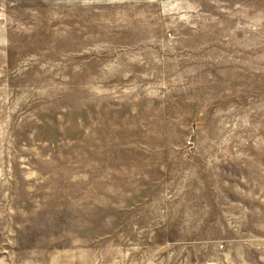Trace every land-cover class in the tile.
Segmentation results:
<instances>
[{
	"label": "rangeland",
	"instance_id": "374dc122",
	"mask_svg": "<svg viewBox=\"0 0 264 264\" xmlns=\"http://www.w3.org/2000/svg\"><path fill=\"white\" fill-rule=\"evenodd\" d=\"M0 264H264V0H0Z\"/></svg>",
	"mask_w": 264,
	"mask_h": 264
}]
</instances>
